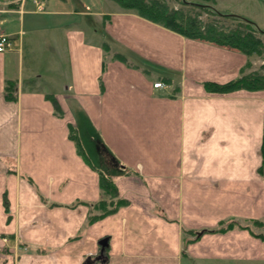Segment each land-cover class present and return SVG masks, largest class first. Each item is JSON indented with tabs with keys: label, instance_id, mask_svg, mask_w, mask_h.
<instances>
[{
	"label": "crops",
	"instance_id": "0c3cea01",
	"mask_svg": "<svg viewBox=\"0 0 264 264\" xmlns=\"http://www.w3.org/2000/svg\"><path fill=\"white\" fill-rule=\"evenodd\" d=\"M43 5L0 0V264H264V90L205 87L252 57L109 0ZM101 172L127 204L89 222Z\"/></svg>",
	"mask_w": 264,
	"mask_h": 264
},
{
	"label": "trees",
	"instance_id": "16d2710c",
	"mask_svg": "<svg viewBox=\"0 0 264 264\" xmlns=\"http://www.w3.org/2000/svg\"><path fill=\"white\" fill-rule=\"evenodd\" d=\"M125 12L135 13L140 17L160 25L166 29H169L175 33L182 35L185 38L212 43L221 47L237 50L247 56L264 55V46L258 38V34H261L260 28L255 22L247 20L237 15H226V19H230L236 22V25L228 26L221 21H209L200 19V13L194 14L184 9H174L161 0H112ZM183 4L186 5L185 1ZM194 5V4H193ZM189 6V5H188ZM196 8L203 10L207 13L217 15L218 17H224L220 13L216 12L213 8L207 5H194ZM264 68V67H263ZM207 91L211 93H229L236 90H249L258 91L264 90V75H256L254 72L246 74L241 78L223 86L206 84ZM58 109V104L55 103ZM76 141L77 146L83 150L81 146V139L79 135L73 132L70 136ZM96 144L101 150L103 146L96 139ZM108 153V152H107ZM86 159L91 163V157L87 151H84ZM110 155V154H109ZM262 156L264 159V141L262 145ZM110 159L116 162L113 157ZM93 165V164H92ZM100 186L102 191L101 200L96 203L89 204L92 208V213L89 217V222L97 221L104 218L114 212L120 206L127 204L126 201L121 200L118 196V191L115 183L111 178L101 172ZM256 225H263L264 222H252ZM236 227L248 228L239 225L237 222L229 223L227 226H223L214 230V232H225Z\"/></svg>",
	"mask_w": 264,
	"mask_h": 264
},
{
	"label": "rangeland",
	"instance_id": "374dc122",
	"mask_svg": "<svg viewBox=\"0 0 264 264\" xmlns=\"http://www.w3.org/2000/svg\"><path fill=\"white\" fill-rule=\"evenodd\" d=\"M38 1L43 4V0H38ZM83 1H84V3H86L91 8V11L95 16L97 15L98 11H100L102 9H106V6H105L106 0H83ZM161 1L164 4L170 6L174 9H184V10H188L189 12L194 13V14L200 13L201 14V15H199L200 19L205 20V21L206 20H209V21L216 20V21L224 22L228 26H233V25H236L237 23L230 20V19H226L227 17H225V16L226 15H237V16L243 17L247 20H250L252 22H255L256 25L261 30V34H258V36H259L258 38L260 39L261 43L264 46V0H161ZM183 1H185L186 5L183 4ZM32 2H33V0H32ZM109 3H110V6H113V8L112 7L110 8L111 10L116 9L119 12L124 11L122 8H120L112 0H109ZM33 4L36 6L38 11H44L45 10L44 5L42 7V10H40L39 7L35 3H33ZM193 4L199 5V6L207 5L211 8H213L216 12L220 13V15H223L224 17L222 18V17H218L217 15L207 13L203 10L196 8ZM126 13L130 14V12H126ZM131 14H135V13H131ZM135 15H137V14H135ZM137 16H139V15H137ZM167 30H169V29H167ZM169 31H171V30H169ZM171 32H173V31H171ZM176 34H178V33H176ZM178 35H180V34H178ZM180 36H182V35H180ZM186 39H188V38H186ZM189 40H192V39H189ZM194 41H197V40H194ZM200 42H203V41H200ZM205 43H207V42H205ZM208 44H212V43H208ZM212 45L217 46V47H221V46H218L215 44H212ZM221 48H226V47H221ZM227 49H229V48H227ZM241 54H243V53H241ZM248 57H252V62L254 63L253 69L248 74H251L254 72L256 75H260V74L264 75V68H263L264 67V55L263 56L250 55ZM65 65L66 64H64V66ZM65 68H66V66H65ZM67 75H68V71L64 72V70H63V72L60 73V77H62L61 80L64 81V78L68 77ZM53 79H55V81H56V79H59V78L58 77L55 78L54 74H52L51 83H53ZM75 136H76V134H75ZM81 146H82V148L85 147L82 143H81ZM78 149H79V147H78ZM84 151H85L84 148H83V150L80 148L79 154H81L82 156L85 157ZM91 153L93 154L94 152L91 151ZM91 153H88L89 158L90 157L93 158V155H91ZM103 168H105V167H103ZM100 177H101V173H100ZM120 208H121V206L117 209V211ZM114 213H116V212H114ZM114 213H112V214H114ZM112 214H110V215H112ZM260 222H264V221H260ZM229 223H234V221L226 222L225 226H227ZM237 223L239 225H244V224L239 223V222H237ZM249 225H251V224H249ZM252 225H253V228H252L253 233L259 232V234H261V237H263V239H264V226L263 225H256L254 223H252ZM185 233L188 235H192V236L195 234L194 232H185ZM13 248H15V251H17L19 249L18 244L16 247L13 246ZM223 264H226V262H223Z\"/></svg>",
	"mask_w": 264,
	"mask_h": 264
},
{
	"label": "built area",
	"instance_id": "2783aa9c",
	"mask_svg": "<svg viewBox=\"0 0 264 264\" xmlns=\"http://www.w3.org/2000/svg\"><path fill=\"white\" fill-rule=\"evenodd\" d=\"M33 3H35L40 10H42L43 4L39 2L38 0H33ZM13 48V40L3 33H0V53L6 52L8 50H11ZM163 84L161 82H158L154 84L155 89H161L163 88Z\"/></svg>",
	"mask_w": 264,
	"mask_h": 264
},
{
	"label": "water",
	"instance_id": "95a60500",
	"mask_svg": "<svg viewBox=\"0 0 264 264\" xmlns=\"http://www.w3.org/2000/svg\"><path fill=\"white\" fill-rule=\"evenodd\" d=\"M100 246H101V252L98 257V260L102 259L104 256L105 249L108 247V239H103L100 241Z\"/></svg>",
	"mask_w": 264,
	"mask_h": 264
}]
</instances>
